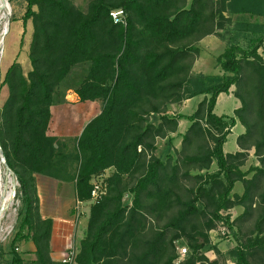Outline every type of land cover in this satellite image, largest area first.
Listing matches in <instances>:
<instances>
[{
	"label": "trees",
	"instance_id": "16d2710c",
	"mask_svg": "<svg viewBox=\"0 0 264 264\" xmlns=\"http://www.w3.org/2000/svg\"><path fill=\"white\" fill-rule=\"evenodd\" d=\"M226 1L91 0L84 10L72 0H25L31 69L14 61L0 84V93L9 92L0 147L19 182L18 220L0 264H24L23 239L36 246L34 264H67L52 259L53 219L41 215L35 174L74 181L81 202L92 199L96 180L105 185L90 204L75 264H204L210 231L222 222L237 241L225 261L264 264V32L246 46L227 44L217 57L221 73L193 71L197 41L220 27ZM229 1L264 15V0ZM115 10H123V21L112 17ZM232 89L240 107L232 116L216 114L219 95ZM68 90L82 102H102L71 150L51 133L52 106ZM202 95L194 113L171 111ZM184 118L190 125L180 149L156 154L157 139L172 142ZM237 123L245 128L241 151L225 152ZM251 151L258 163L246 169ZM237 182L240 194L233 192ZM237 206L244 210L236 219L221 213ZM179 241L190 249L180 262Z\"/></svg>",
	"mask_w": 264,
	"mask_h": 264
},
{
	"label": "crops",
	"instance_id": "0c3cea01",
	"mask_svg": "<svg viewBox=\"0 0 264 264\" xmlns=\"http://www.w3.org/2000/svg\"><path fill=\"white\" fill-rule=\"evenodd\" d=\"M187 1L188 5L193 2V0ZM229 2L230 1L227 0L225 6L222 9V17L220 18V20H218L221 25L216 29V32L206 34L201 39H199V41H197V46L199 47V55L194 64L193 71L196 69L195 67L197 61L202 58L204 54L210 56V53L213 50V44L220 43L227 45L234 42L246 46L249 42L255 41L258 37L262 35V32H264V15H252L250 12L244 11L243 5L238 4L237 6H231L229 5ZM209 11H212V1L210 2ZM213 23L214 22L212 21V19H210L209 25L212 26ZM254 29L256 31H254ZM259 52L264 58V43L259 48ZM219 55H217V57ZM197 70L195 71V73H215L208 68H198ZM75 94L77 95V93ZM77 97L79 98L78 95ZM203 98L204 96L202 95L185 100L182 105H180L178 113H184L182 109H184L188 105L193 106V109L195 108V111L197 105L203 100ZM225 104H231V110L229 112L221 111L220 113H218L216 111L217 108ZM240 105V100L235 96L234 89H232L229 93H222L219 95L214 111L218 115H234L235 110L239 108ZM194 111L192 113H194ZM192 113L184 114L190 115ZM53 118L54 116L52 117L51 127L53 123ZM152 119L156 123L160 121L157 116L154 115L152 116ZM189 125L190 122H188L187 119H180L179 131L177 133L171 134L172 142L169 140V138H158L156 154L165 156L167 154H174L175 150L180 149L182 139H179V142L176 144L175 139L173 137L180 133L183 126H185L183 131L185 132L188 129ZM83 128L81 129V131L83 130ZM244 131L245 128L240 123H237L234 129L232 128V132L229 134L228 140L224 146L226 147V145H228L227 143L228 141H230L231 135L236 138L235 144L233 146V151L231 150L229 152L236 153L238 151H241V148L237 143V138ZM51 133L53 134L52 128ZM111 171L112 170H108L107 175ZM35 179L37 195L40 201L41 215L43 218L53 219L51 256L53 260L57 262H62V259L67 256V253L70 249H75L77 252L79 251L81 241L84 239L87 233L91 205L88 201H80L79 206V200H77L75 193V182L69 180V178L61 180L43 174H35ZM233 192L239 194L243 192V185L241 182L236 183ZM78 207H80L79 210ZM243 210L244 209L242 206H237L228 209L227 212L230 211L234 213V216H232L231 214L229 215L231 216V218L233 217L232 219H236L240 214L243 213ZM78 211L80 212V215H78ZM231 237L234 242L230 241L232 245L229 247V249L234 248L237 245L236 239L232 235ZM218 241V239L214 240L213 243L217 245ZM220 247L221 246L218 244V249ZM18 251L24 260V264H34V261L36 260V246L32 240L23 239L22 241H20V243L18 244ZM220 251L224 253V250ZM225 262L226 264H235L229 258H227Z\"/></svg>",
	"mask_w": 264,
	"mask_h": 264
},
{
	"label": "rangeland",
	"instance_id": "374dc122",
	"mask_svg": "<svg viewBox=\"0 0 264 264\" xmlns=\"http://www.w3.org/2000/svg\"><path fill=\"white\" fill-rule=\"evenodd\" d=\"M9 1V0H8ZM91 0H72V2L81 9H88L89 2ZM10 3V2H9ZM11 7L7 12V16L0 17V38L2 37V31L4 30L5 25L8 27V33L5 34L3 43L0 44V74L1 77L4 76L5 71L8 67L14 62L18 61L22 64L25 72H28L31 69V62L28 57L29 48L32 39V21L29 20L27 26L24 27L22 16L24 14L26 8L25 0H11ZM7 20V22H6ZM4 21V22H2ZM228 45L226 44H213V50L210 53V56L203 55L196 63V69L198 68H208L215 73H221V70L217 64V55H219ZM2 52V53H1ZM198 71V70H197ZM9 95L7 87H3L0 93V110ZM102 102H82L79 101V98L75 94L73 90H68L65 95V100L61 104H55L52 106L53 113V123H52V132L56 136H60L62 142L68 143L67 149L71 150L73 147V140L75 136H79L82 132L81 129L85 127L86 123H88L95 115L101 111ZM179 105H174L171 107V111L173 113L179 112ZM231 104H225L223 106H219L217 108V112L221 111L229 112L231 110ZM195 109V108H194ZM193 106H186L182 111L186 114L192 113L194 111ZM181 110V109H180ZM226 116V115H224ZM232 116V115H227ZM188 122H190L188 120ZM186 126V125H185ZM180 133H178L175 137L176 144L179 142V139H182V134L184 133V128ZM233 129L235 128L232 127ZM231 128V132H232ZM65 136V137H63ZM234 136L231 135L230 141H228V145L224 147L225 152L233 151V146L235 144ZM225 146V145H224ZM231 153V152H230ZM257 159L254 157L253 152L247 157L245 168H249L251 165L256 164ZM217 167L213 168L216 170ZM0 181L3 183V187L6 190H14L17 193V188L19 187V182L17 179H14L5 169L4 165L0 163ZM15 197L8 209H6L3 215V218L0 222V249H4L10 244L14 237V230L17 224L18 218V207L19 200ZM90 204L91 200L88 201ZM75 206V205H74ZM80 206V205H79ZM2 207V192L0 189V209ZM80 208V207H79ZM81 211V210H80ZM224 216L231 214L234 216V213L227 212L223 210L221 212ZM233 218V217H232ZM222 223H218L217 227L214 231H210L211 244L207 246L204 251L208 257V261L204 264H211V261H218L217 264H226L224 259V254H227L229 247L232 245L231 242H234L231 235L227 234L223 235L221 230ZM214 240H219L217 245L213 243ZM231 241V242H230ZM178 246L187 247L188 254L190 252L189 246L186 241H179ZM218 244L221 246L218 249ZM217 246V249H214L213 246ZM220 250H224L222 253ZM226 252V253H225ZM212 258V259H211ZM203 264V263H202Z\"/></svg>",
	"mask_w": 264,
	"mask_h": 264
},
{
	"label": "built area",
	"instance_id": "2783aa9c",
	"mask_svg": "<svg viewBox=\"0 0 264 264\" xmlns=\"http://www.w3.org/2000/svg\"><path fill=\"white\" fill-rule=\"evenodd\" d=\"M111 15L115 19L116 22L123 21L124 20V12H123V10H115V11H112L111 12ZM4 28H7V32H8V27H6V25H5ZM4 36H5V34H4V30H3L2 31V37L0 38V44L2 43V41L4 39ZM1 79H2V77H1V74H0V84H1ZM1 152H0V163L3 164L4 167H5L6 158L4 156V153L2 155ZM5 169H6V167H5ZM6 171L11 176H13L12 175V172L13 171H10V170H7V169H6ZM14 179H17L16 175H15V178ZM105 192H106V188H105V185L103 184V181L102 180H96L94 182V188L92 190V199H91V202H98V200H100V198L102 197L103 194H105ZM78 204L80 205V201L78 202ZM78 210H79V207H78ZM78 215H80V212L79 211H78ZM221 230H222V234L223 235H226L227 236V234H229V229L224 224V222H222ZM211 231H214V229L211 230ZM187 254H188V248L187 247H180L179 246L178 247V255H179V257H178V260L177 261L180 262L181 260H183L187 256ZM76 255H77V251L75 249H70L68 251V253H67V256L62 259V262L67 263V264H73L74 261H75Z\"/></svg>",
	"mask_w": 264,
	"mask_h": 264
},
{
	"label": "bare ground",
	"instance_id": "6f19581e",
	"mask_svg": "<svg viewBox=\"0 0 264 264\" xmlns=\"http://www.w3.org/2000/svg\"><path fill=\"white\" fill-rule=\"evenodd\" d=\"M11 5L8 0H0V17L7 16V12L9 11ZM4 22V21H2ZM7 22V20H6ZM7 27V25H6ZM7 28H4V34H7ZM3 43V42H2ZM0 189L2 192V207L0 209V222L3 218L4 211L8 209L13 201V190H6L3 187V183L0 181ZM1 225V224H0ZM1 234V233H0Z\"/></svg>",
	"mask_w": 264,
	"mask_h": 264
},
{
	"label": "water",
	"instance_id": "95a60500",
	"mask_svg": "<svg viewBox=\"0 0 264 264\" xmlns=\"http://www.w3.org/2000/svg\"><path fill=\"white\" fill-rule=\"evenodd\" d=\"M1 151H2V150H1V147H0V152H1ZM1 153H2V155H3V151H2ZM5 167H6L7 170L12 171L11 168L9 167V165H8V163H7L6 161H5ZM12 175H13V177L15 178V174H14V172H12ZM13 191H14V192H13L14 194H13V198H12V199H14V197H15V193H16V192H15V188H14Z\"/></svg>",
	"mask_w": 264,
	"mask_h": 264
}]
</instances>
